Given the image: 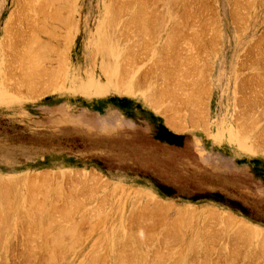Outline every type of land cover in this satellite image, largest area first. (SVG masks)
Instances as JSON below:
<instances>
[{"label": "rangeland", "instance_id": "374dc122", "mask_svg": "<svg viewBox=\"0 0 264 264\" xmlns=\"http://www.w3.org/2000/svg\"><path fill=\"white\" fill-rule=\"evenodd\" d=\"M46 1L0 0V264H264V0Z\"/></svg>", "mask_w": 264, "mask_h": 264}, {"label": "crops", "instance_id": "0c3cea01", "mask_svg": "<svg viewBox=\"0 0 264 264\" xmlns=\"http://www.w3.org/2000/svg\"><path fill=\"white\" fill-rule=\"evenodd\" d=\"M1 60V59H0ZM1 71V70H0ZM8 90L7 88L5 87V85L2 83V80L0 79V111H5L7 110L8 112L10 113H20L22 110L23 111H27V112H33L35 109L34 107H30V108H26V104H21V101H23L24 99L22 98H18V97H15V98H11L8 97ZM8 98V99H7ZM129 122L130 124L133 122V119L131 118H125V121L124 122ZM123 122H121L120 124L118 125H121ZM229 128V131H227L226 133V136L227 137H231V134L232 135H235L233 134V130L230 129V127L228 126ZM213 132H211L209 135H205V133L203 134L205 137H208L212 134ZM197 139L199 140H196V145L200 146V142H201V138L200 137H197ZM215 140V138H214ZM215 142L217 143L218 141L215 140ZM219 144V142H218ZM204 152H206V150L204 149H200V154L205 158V159H211V155L210 157H206L204 156ZM203 153V154H202Z\"/></svg>", "mask_w": 264, "mask_h": 264}, {"label": "bare ground", "instance_id": "6f19581e", "mask_svg": "<svg viewBox=\"0 0 264 264\" xmlns=\"http://www.w3.org/2000/svg\"><path fill=\"white\" fill-rule=\"evenodd\" d=\"M46 1V0H45ZM49 0H47L46 2H48ZM51 2V4H54L55 2H58L57 0H54L55 2L54 3H52V0H50ZM60 1V0H59ZM62 1V0H61ZM67 0H65V2H66ZM138 1V0H137ZM144 1V0H143ZM163 1H165V3H167V0H163ZM173 1H175V0H173ZM185 1V0H184ZM62 2H64V1H62ZM64 2V3H65ZM131 2V1H130ZM145 3H147L146 1H144ZM144 2H142V3H144ZM169 2V1H168ZM70 3V2H69ZM136 3V2H135ZM45 4V3H44ZM47 4V3H46ZM62 4V3H61ZM65 4H67V2L65 3ZM111 4V3H110ZM119 4V3H118ZM139 4H140V2H139ZM138 4V5H139ZM168 4V3H167ZM174 4V3H173ZM185 4V3H184ZM57 5V4H56ZM62 5H64V4H62ZM146 4H144V6H145ZM171 5V4H170ZM182 5V4H181ZM61 6V5H60ZM121 6V5H120ZM123 6V5H122ZM128 6V5H127ZM134 6V5H133ZM141 6H143V5H141ZM185 6V5H184ZM190 6V5H189ZM52 7H53V5H52ZM68 7V6H67ZM172 7V6H171ZM188 7V6H187ZM54 8V7H53ZM56 8V7H55ZM60 8V7H59ZM62 8V7H61ZM124 8H126V6L124 7ZM128 8V7H127ZM136 8V7H135ZM141 9H142V7H140ZM139 8V9H140ZM146 8H147V6H146ZM192 8V7H191ZM63 9V8H62ZM61 9V10H62ZM65 9V8H64ZM114 9V8H113ZM120 10H122L121 8H119ZM137 9V8H136ZM47 10H49V8L47 9ZM46 10V11H47ZM57 10H58V8H57ZM60 10V9H59ZM58 10V11H59ZM69 10V9H68ZM115 10V9H114ZM118 10V9H117ZM125 10V9H124ZM170 10V9H169ZM134 11V10H133ZM143 11V10H142ZM152 11V10H151ZM165 11V10H164ZM111 12V11H110ZM116 12V11H115ZM128 12V11H127ZM138 12H139V10H138ZM125 13V12H124ZM144 13H145V9H144ZM147 13V12H146ZM165 13V12H164ZM171 13V12H170ZM175 13V12H174ZM44 14V13H43ZM53 14H54V12H53ZM113 14V12L111 13V15ZM115 14V13H114ZM118 14V13H117ZM120 15H121V11H120V13H119ZM139 14V13H138ZM142 14V13H141ZM173 14V13H172ZM196 14V13H195ZM171 15V14H170ZM53 16H55V15H53ZM53 16L52 17H50L51 19L53 18ZM113 16V15H112ZM145 16V15H144ZM156 16V15H155ZM185 16H186V14H185ZM192 17V16H191ZM49 18V17H48ZM55 18V17H54ZM110 18H113V17H110ZM148 18V17H147ZM176 18H178V17H176ZM186 18V17H185ZM57 19H60V18H57ZM65 19H67V18H65ZM64 19V20H65ZM119 19H120V17H119ZM146 19V18H145ZM61 20V19H60ZM134 20V19H133ZM147 20V19H146ZM175 20V19H174ZM173 20V21H174ZM177 20V19H176ZM182 20V19H181ZM186 20V19H185ZM189 20H191V19H189ZM45 21V20H44ZM62 21V20H61ZM151 21V20H150ZM56 22V21H55ZM60 22V21H59ZM68 22V21H67ZM129 22H130V20H129ZM132 22V21H131ZM142 22V21H141ZM163 22V21H162ZM63 23H65V22H63ZM69 23V22H68ZM68 23H66V24H68ZM165 23H167V22H165ZM179 23V22H178ZM50 24V23H49ZM125 24V23H124ZM136 24V23H135ZM138 24V23H137ZM144 24V23H143ZM146 24V23H145ZM175 24V23H174ZM180 24V23H179ZM134 25V24H133ZM46 26V25H45ZM63 26V25H62ZM150 26V25H149ZM159 26V25H158ZM165 26V25H164ZM184 26V25H183ZM59 27V26H58ZM111 27V26H110ZM53 28V27H52ZM115 28V27H114ZM129 28V27H128ZM136 28H137V26H136ZM154 28V27H153ZM58 29V28H57ZM161 29V28H160ZM175 29H176V27H175ZM48 30V29H47ZM60 30V29H59ZM112 30V29H111ZM126 30V29H125ZM154 30H155V28H154ZM173 30H174V28H173ZM149 31V30H148ZM172 31V30H171ZM178 31H180V29L178 30ZM45 32V31H44ZM43 32V33H44ZM47 32H49V31H47ZM53 32V31H52ZM106 32H107V30H106ZM174 31H172V33H173ZM113 33V32H112ZM47 34V33H46ZM109 34H111V32L109 33ZM176 34H177V32H176ZM148 35V34H147ZM151 35V34H150ZM173 35H175V33H173ZM178 35V34H177ZM177 35H175L174 37H176ZM114 36V35H113ZM38 38V37H37ZM39 38H40V36H39ZM115 38V37H114ZM170 39V38H169ZM174 39V38H173ZM40 41H41V39H39ZM175 40V39H174ZM40 41H38V42H40ZM169 41V40H168ZM197 41V40H196ZM167 42V41H166ZM171 39H170V45H171ZM175 42V41H174ZM173 42V43H174ZM165 43V42H164ZM45 44V43H44ZM47 44V43H46ZM168 44V43H167ZM166 44V45H167ZM39 45H41L40 43H39ZM164 47V46H163ZM168 47V46H167ZM174 48V47H173ZM33 49V48H32ZM35 49V48H34ZM38 49V48H37ZM35 51V50H34ZM39 51V50H38ZM46 51V50H45ZM42 52H44V51H42ZM47 52V51H46ZM31 53V52H30ZM36 53V52H35ZM40 53V52H39ZM38 53V54H39ZM45 54V53H44ZM123 55V54H122ZM32 56V55H31ZM35 56V55H34ZM38 56V55H37ZM36 56V57H37ZM43 56V55H42ZM41 56V57H42ZM27 57V56H26ZM40 57V58H41ZM39 58V57H38ZM50 58V57H49ZM178 58V57H177ZM180 58V57H179ZM28 59H30V58H28ZM43 59V58H42ZM42 59H40V60H42ZM47 59V58H46ZM45 59V60H46ZM170 59V58H169ZM48 60V59H47ZM188 60H190V59H188ZM42 62V61H41ZM198 62V61H197ZM188 63V62H187ZM39 65V64H38ZM192 65V64H191ZM196 67H197V65H196ZM195 68V67H194ZM198 68V67H197ZM40 69H42L43 70V68H41L40 67ZM52 69H54V68H52ZM187 69H189V68H187ZM38 70V69H37ZM50 71H51V69H49ZM40 71V70H39ZM47 71V70H46ZM52 71H54V70H52ZM188 71V70H187ZM40 72H42V71H40ZM55 72V71H54ZM44 74H45V70H44V72H43ZM49 73V72H48ZM171 73V72H170ZM185 73V72H184ZM29 74V73H28ZM32 73H30V75H31ZM55 73H53V75H54ZM126 74V73H125ZM33 75H34V73H33ZM38 75H40V74H38ZM48 76V75H47ZM56 76V75H55ZM29 77V76H28ZM28 77H26L27 79H28ZM31 77V76H30ZM42 77V76H41ZM169 77V76H168ZM173 77V76H172ZM189 77V76H188ZM32 78V77H31ZM34 78V77H33ZM40 78V77H39ZM38 78V79H39ZM122 78V77H121ZM48 79V78H47ZM168 79V78H167ZM172 79V78H171ZM29 80V79H28ZM35 80V79H34ZM37 80V79H36ZM51 80H53V79H50V80H46V81H51ZM35 82V81H34ZM44 82V81H43ZM172 83V82H171ZM180 83V82H179ZM182 84V83H181ZM29 85V84H28ZM172 86V85H171ZM179 87V86H178ZM198 87V86H197ZM178 90V89H177ZM190 90V89H189ZM163 91V90H162ZM195 91V90H194ZM160 93V92H159ZM175 93V92H174ZM157 94V93H156ZM190 97V96H189ZM179 98V97H178ZM194 98V97H193ZM192 98V99H193ZM185 104V103H184ZM202 109V108H201ZM196 113V112H195ZM249 118V117H248ZM253 120V119H252ZM252 123V122H251ZM178 127V126H177ZM180 129V128H179ZM210 145H211V142L209 141L208 142V149L210 148ZM15 183V182H14ZM7 184H8V182H7ZM30 189V188H29ZM6 193V192H5ZM11 193V192H10ZM9 194V193H8ZM5 195H7V194H5ZM27 195V194H26ZM31 195V194H30ZM4 196V195H3ZM29 196V195H28ZM34 197H35V195H34ZM4 198H6V196L4 197ZM2 199L3 200V202H4V200H6V199ZM11 200V199H10ZM7 201V200H6ZM9 201V200H8ZM72 201H74V200H72ZM4 204V203H3ZM6 204H8V203H6ZM52 204V203H51ZM9 205V204H8ZM6 206V205H5ZM53 206V205H52ZM8 207V206H7ZM45 207V206H44ZM40 208V207H39ZM52 209V208H51ZM42 210H45V209H42ZM29 211V210H28ZM38 211V210H37ZM47 211V210H46ZM50 211V210H49ZM48 211V212H49ZM39 213V212H38ZM42 213V212H41ZM53 215H55V214H53ZM152 215V214H151ZM50 216H51V214H50ZM49 216V217H50ZM54 217V216H53ZM38 218V217H37ZM48 218V217H47ZM51 218H52V216H51ZM55 219V218H54ZM2 221V220H1ZM148 225V224H147ZM34 227V226H33ZM149 227H150V225H149ZM29 229V228H28ZM27 229V230H28ZM48 229V228H47ZM60 229V228H59ZM65 234V233H64ZM54 236V235H53ZM55 239H56V237H55ZM58 241V240H57ZM63 241V240H62ZM262 242V241H261ZM59 248V247H58ZM52 251V250H51ZM54 252V251H53ZM51 255V254H50ZM52 256V255H51ZM141 258V257H140ZM145 258V257H144ZM93 259V258H92ZM159 259V258H158ZM122 260V259H121ZM126 260V259H125ZM130 260V259H129ZM52 261V260H51ZM115 262V261H114ZM150 262V261H149ZM125 263V262H124ZM117 264V263H116ZM119 264V263H118ZM127 264V263H126ZM131 264V263H130ZM145 264V263H144ZM179 264V263H178Z\"/></svg>", "mask_w": 264, "mask_h": 264}]
</instances>
